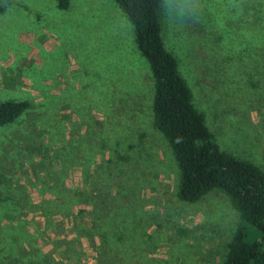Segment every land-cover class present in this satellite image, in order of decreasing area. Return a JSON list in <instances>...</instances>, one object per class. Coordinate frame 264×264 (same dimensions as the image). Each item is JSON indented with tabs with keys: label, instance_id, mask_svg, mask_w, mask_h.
Instances as JSON below:
<instances>
[{
	"label": "rangeland",
	"instance_id": "rangeland-1",
	"mask_svg": "<svg viewBox=\"0 0 264 264\" xmlns=\"http://www.w3.org/2000/svg\"><path fill=\"white\" fill-rule=\"evenodd\" d=\"M3 0L0 264H222L229 196L179 199L154 79L114 0ZM165 45L221 150L264 171V0H164Z\"/></svg>",
	"mask_w": 264,
	"mask_h": 264
},
{
	"label": "trees",
	"instance_id": "trees-1",
	"mask_svg": "<svg viewBox=\"0 0 264 264\" xmlns=\"http://www.w3.org/2000/svg\"><path fill=\"white\" fill-rule=\"evenodd\" d=\"M126 12L154 79V125L169 141L180 169L178 197L195 203L213 191L225 192L240 213L236 233L222 264H264V171L257 164L221 150L165 45L164 0H114ZM68 0H60L67 7ZM5 5L0 0V14ZM27 100L0 101V126L16 121Z\"/></svg>",
	"mask_w": 264,
	"mask_h": 264
}]
</instances>
